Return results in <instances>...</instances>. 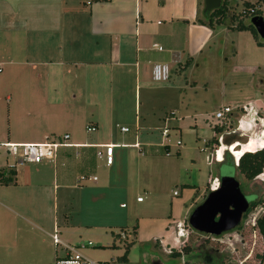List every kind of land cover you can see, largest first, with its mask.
<instances>
[{
	"label": "crops",
	"instance_id": "1",
	"mask_svg": "<svg viewBox=\"0 0 264 264\" xmlns=\"http://www.w3.org/2000/svg\"><path fill=\"white\" fill-rule=\"evenodd\" d=\"M200 4V0H0V73L4 68L11 71L9 78L18 84L15 96L7 101H14L13 97L23 99L22 103L15 99L14 110L25 117L34 116L27 132L0 134V143H5L4 139L17 144H41L58 139L63 142V136L67 135L66 143L71 145L58 148L53 162L1 169L4 173H15L16 186L5 188H19L20 178L24 188L20 192L0 190V253L17 248L33 231L41 232L49 215H52L49 237L56 231L60 243L52 241L54 260L65 255L64 247L79 249V245L90 243L74 242L69 233H64L71 230L79 236L81 229L86 232L90 226L75 223L73 219L59 225L57 216L61 208L62 213L73 210L78 217H82L83 211L91 213L98 219L94 227L118 228V234L104 231L107 242L101 247L114 248L118 239L124 241L123 254L125 245L133 242L125 264H130L132 250L143 264H159L147 248L138 247L156 237L144 228L145 222L135 226L134 234L131 230L128 239L125 226L110 224L107 210L115 194L122 196L129 190L126 171L116 174L111 171L114 165L121 167L124 160L126 168L129 150L141 154L143 160H160L167 157L159 155L163 152L161 147L167 146L170 156L169 147L167 143L155 145L147 141L140 145L137 133L134 138L128 136L130 131L121 133L118 127L125 126L118 123L131 103L135 114L137 94L152 81L153 65L172 63L179 68L183 60L192 59L193 54L202 53L213 42L218 31L197 22ZM17 70L24 72L13 73ZM103 82L107 85V103L102 115L99 99L103 96ZM167 83L158 87L171 88ZM66 94L71 96V103L65 101ZM169 115L165 123L171 121L173 116ZM87 126L94 127L95 132H86ZM134 129H141L136 117ZM162 139L166 142L167 138L162 136ZM104 145L114 146L112 164L106 166L103 162L108 170L105 184L96 185V179L93 187L81 188L79 177H94L88 170L102 162L103 157L97 153L102 152ZM210 180L209 176L208 183ZM71 194L77 195L76 199ZM102 209L105 212L99 213ZM183 218L185 221L186 216ZM176 223L172 220L162 225L167 228ZM148 224L155 226L156 222ZM94 236L97 239L98 235ZM88 247H92L91 243L80 250ZM121 255L109 262H95L117 264L116 259Z\"/></svg>",
	"mask_w": 264,
	"mask_h": 264
},
{
	"label": "rangeland",
	"instance_id": "2",
	"mask_svg": "<svg viewBox=\"0 0 264 264\" xmlns=\"http://www.w3.org/2000/svg\"><path fill=\"white\" fill-rule=\"evenodd\" d=\"M200 2L199 19H203L204 3L203 0ZM245 2L251 5L248 11L243 5ZM228 5L229 13L237 18L242 17L246 24H250L248 17L250 10L258 12L264 19V0H230ZM243 12L245 14L241 15ZM214 31L218 32H215L213 42L205 51L193 54L192 59L183 60L179 68L172 63L167 64L170 69L168 83L150 81L149 86L137 94L138 105L135 114L131 103L125 117L121 115L122 122L118 123L130 131L129 137L134 138L137 133L139 136L137 142L140 145L147 141L155 145L167 143L169 147L170 156L160 160L145 158L143 160L141 154L138 156L136 152L129 150L126 168L124 160H121V167L115 164L111 170L116 174H124L126 171L129 190L122 196L115 194L111 207L108 210L106 208L112 222L110 224L125 226L128 239L132 227L141 226L140 224L145 222L144 228L150 230L149 233L156 237L152 242H144L143 245L137 246L147 248L149 253L154 254L155 261H159V264H180L181 259H172L168 254L172 250H180L181 247H187L188 250L187 253L183 251L186 264H259L258 256L263 249L262 238L253 225L254 219L264 208V172L249 182L236 172L230 161L217 165L225 148H221L218 141L214 143L211 140L214 136L212 127L215 125L212 115L219 109L228 107L231 116L229 115L226 120L222 133L236 132L235 138L241 143H248L250 138L254 139L249 144H235L229 147V153L237 159L252 148L264 147V126L260 124L264 123V47L256 44L264 40L258 37L255 41L249 32H231L225 28L221 31L215 28ZM188 60L190 63L185 65ZM5 69L0 73V134L12 136L27 132V126L31 124L34 116L25 117L23 113L17 114L13 106L15 99L18 98L13 97L14 101H7L8 97L15 96L18 84L9 78L12 72ZM21 72L24 71L17 70L13 73L22 74ZM164 83L172 87L166 90L158 87ZM101 90L103 96L99 101L103 115L107 103L105 82L102 83ZM22 101L23 99H18V102ZM65 101L72 102L69 94L65 95ZM249 110L253 112L247 117L253 122L249 121V126L245 124L240 126L239 122ZM169 113L173 117L171 121L165 123V118L169 120ZM186 115H190L189 118H186ZM135 117L140 123L141 129L137 130L138 132L134 129ZM112 128L118 133L115 127ZM163 130L168 135L166 142L162 139ZM215 139H218V135ZM4 140L2 142H7ZM178 152L179 155L175 156ZM10 162L11 158L5 159L0 152V171ZM103 162L98 161L95 167L88 170V173L97 179L95 184L98 186L104 185L108 176V170L105 169ZM148 162L152 164L147 165ZM29 169L32 170L33 167L30 166ZM209 176L211 180L208 183ZM218 176L235 177L248 202L255 198L253 193L261 190V193H256V206L248 210L239 228L214 240L196 233L190 227L188 229L185 224V229H188L186 237L178 235L176 225L167 228L162 225L172 220L182 223L184 216L187 224L188 216L203 202L214 187L215 178ZM95 184L86 179L81 181L80 185L81 188H90ZM17 186L19 188H5L0 184V190L23 191L21 178L17 179ZM13 196L11 193L9 197ZM71 196L76 199L77 195ZM137 198H140L142 203H137ZM120 205H123V208ZM103 210L99 213H104ZM77 215L73 210H65L62 213L60 208L57 217L59 225L73 219L75 223L90 226L85 229L86 232L81 229L79 236L77 232L71 230L64 232L69 233L74 242L86 244L90 241L92 247L80 250V254L92 261L101 262H109L122 254L124 241L117 239L114 248L110 245L107 248L101 247L107 242L104 231L111 230L118 234L120 233L118 228L105 230L92 226L98 219L92 217L89 212L83 211L82 217ZM46 220L48 223L43 226L42 231L29 233L30 235L23 241L25 244L21 243L11 251L0 253V264H54L55 245L51 240L52 233L49 237L52 215ZM151 221L156 222V225L149 226L148 222ZM94 235H98L97 239L93 238ZM134 251L132 250L129 255V263L143 264L141 259L133 255ZM206 252H209L210 258H205Z\"/></svg>",
	"mask_w": 264,
	"mask_h": 264
},
{
	"label": "trees",
	"instance_id": "3",
	"mask_svg": "<svg viewBox=\"0 0 264 264\" xmlns=\"http://www.w3.org/2000/svg\"><path fill=\"white\" fill-rule=\"evenodd\" d=\"M93 1H106V0H93ZM229 1L230 0H221V5L218 9H215L211 11L207 16H203V19H199L197 22L201 25L206 26L207 28L214 30L215 28L218 29H227L231 32H249L252 36V38L256 41L258 39V36L253 29V27L249 23H245L242 20V17L237 18L235 15H231L229 13ZM245 6V10L251 7V5L247 2L243 3ZM249 20L253 17L259 16V13H254L253 10L249 11ZM245 14V12L241 13V15ZM257 46L264 47V41L263 42H256ZM190 63V61H186L185 65ZM169 79V78H168ZM212 130L214 132V137L212 138L211 142L220 144L221 148H225L223 151V155L221 157V160L217 163L223 164L228 163L229 161L235 167L236 172L241 175L246 181H253L255 178L260 176L264 172V151H258L255 153H243L237 158V164H235V158L234 155L229 153L228 148L235 145H243L244 143H241L239 139L235 138V133H222V128H219L217 126H213ZM218 135V139H215V136ZM167 146H162L161 149L163 152H159V155L161 156H168V151L166 150ZM177 156V154H175ZM219 177V176H218ZM0 184L3 186L8 185H14L15 184V173L14 171H8L4 173V171H0ZM256 193H261V190L259 189L256 191ZM256 193H253V196L255 197L250 203L251 208L256 206ZM258 233L260 234L262 238L263 243V249L261 254L258 256L259 264H264V208L262 209V212L259 214L258 217L254 219V225H253ZM136 227H132V234H134ZM133 243V242H132ZM132 243L125 245V250L123 254L116 259L117 264H125L127 263V255L128 250ZM183 251L185 253L188 252L187 247H181L180 250L176 251H170L168 254V257L175 259V258H185L183 255ZM180 264H186V261L184 259L183 263Z\"/></svg>",
	"mask_w": 264,
	"mask_h": 264
},
{
	"label": "built area",
	"instance_id": "4",
	"mask_svg": "<svg viewBox=\"0 0 264 264\" xmlns=\"http://www.w3.org/2000/svg\"><path fill=\"white\" fill-rule=\"evenodd\" d=\"M157 49L159 51L162 50L159 47ZM169 74H170V70L167 65L156 64V65H153L152 67L151 79L153 82H158V83L165 82L168 80ZM230 113H231V110L228 107H223L222 109H219L218 111H216L212 115V118L215 122L214 126H217L219 128H224V125L226 124V120L231 116ZM118 129L121 133H127L129 131L125 127L124 128L118 127ZM85 130L88 133L95 132V128L92 126H87ZM162 135L163 137L167 136V133L165 130H163ZM62 140L63 142L60 140H52L48 142L46 141L41 144H17V143L5 142V143H0V152H2V155L5 159L11 158V162L7 163L5 167L8 170H14V168L19 167V166L39 165L44 162L45 163L53 162L55 160L56 151L58 148L71 147V145L66 143V140H68L67 135L63 136ZM177 145H179V143H177ZM134 147L140 150V147L138 144H135ZM101 148L103 150L102 152H98L97 156L99 157L102 156L104 160V164L106 166H110L112 164V150L114 146L104 145V146H101ZM86 179L92 182L96 181L95 177L87 178L85 176L79 177L78 181L81 183V181H85ZM175 194L176 193H174V195ZM136 201L139 202L141 201V199L138 198ZM184 224L189 229V226L188 224L185 223V221H183L182 223L178 222L175 224L176 229H178V234L182 237L183 236L186 237L188 234V229L187 230L185 229ZM51 238L54 244H60L57 238V235H56V231H54ZM85 246H90V243H87V245H79V249L72 248V247H64L65 255L56 258L54 261V264H107V263L92 261L84 257L82 254H80L79 253L80 249H83Z\"/></svg>",
	"mask_w": 264,
	"mask_h": 264
},
{
	"label": "water",
	"instance_id": "5",
	"mask_svg": "<svg viewBox=\"0 0 264 264\" xmlns=\"http://www.w3.org/2000/svg\"><path fill=\"white\" fill-rule=\"evenodd\" d=\"M203 3V16H207L211 11L220 7L221 0H203ZM249 22L257 36L264 40V19L256 16L251 18ZM261 150H264V147L252 148L245 153H255ZM234 160L237 164V159ZM248 209L249 202L242 193L236 178L217 177L214 187L203 202L193 209L188 216L187 224L190 229L200 235L218 237L239 226L242 215Z\"/></svg>",
	"mask_w": 264,
	"mask_h": 264
},
{
	"label": "flooded vegetation",
	"instance_id": "6",
	"mask_svg": "<svg viewBox=\"0 0 264 264\" xmlns=\"http://www.w3.org/2000/svg\"><path fill=\"white\" fill-rule=\"evenodd\" d=\"M249 112V113H248ZM247 113L248 114H246V115H244L243 116V118L241 119V121L239 122V124H240V126H242V124L244 125H247V126H249L250 125V122L252 123L253 121H250V119H248V117L247 116H249V115H251L250 113L251 112H253V111H248ZM250 121V122H249ZM262 126H264V123L262 122V123H260ZM251 140H252V138H250ZM250 140V141H251ZM249 141V142H250ZM252 141H254V139L252 140ZM249 142L248 143H244V144H249ZM256 145L257 146H260L258 143H256ZM264 151V150H263ZM251 208V203L249 202V209ZM248 209V210H249ZM248 212V211H247ZM247 212L245 213V214H243L242 215V218H241V222H242V220H243V218H245V216H246V214H247ZM241 222H240V225H241ZM240 225L239 226H237L235 229H233V230H231V231H229V232H227V233H224V234H221L220 236H218V237H211V236H207L208 238H212V239H214V240H217V239H220L222 236H224V235H226V234H228V233H231L232 231H234V230H236L237 228H239L240 227ZM206 257L205 258H210V257H208L209 256V252L207 253H205L204 254ZM202 257V256H201Z\"/></svg>",
	"mask_w": 264,
	"mask_h": 264
}]
</instances>
